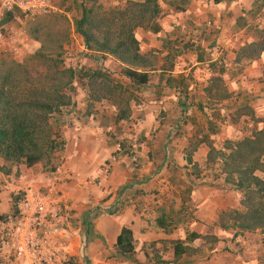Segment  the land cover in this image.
Segmentation results:
<instances>
[{"label": "crops", "instance_id": "crops-1", "mask_svg": "<svg viewBox=\"0 0 264 264\" xmlns=\"http://www.w3.org/2000/svg\"><path fill=\"white\" fill-rule=\"evenodd\" d=\"M81 1L53 0V11L49 15L64 16L69 22L70 33L68 43L63 45L64 50L78 45L76 50L78 49L81 54L98 58L97 55L86 52L81 38L71 29V21L79 18ZM253 1L189 0L183 12L173 11L161 1L169 9V13L175 16L182 15L180 17H184V20H180L179 17V20L173 23L172 16H164L156 20L160 30L155 34L140 28L134 29L139 52L141 54L151 52L156 58L155 70L150 72L147 85L137 87L134 91L137 97L133 95L130 99L129 107L134 117L115 121L117 107L114 109L111 104L94 102L89 105L90 108H84L92 113L88 114L83 122L76 121L72 128H68L70 111L64 110L67 125L59 129L64 148L61 152L52 155L54 163L49 162L48 164H52L50 167H56L55 169L61 167L70 173L78 172L82 175L95 171L113 154L114 140L119 135L115 133L117 127L123 126L127 132L131 123H134V131L138 134V140L142 145L138 150L135 165H132L127 157L120 155L111 163L105 181L99 186L85 188L79 187L72 180L60 179V177L58 178L60 180H56L50 174L54 170L40 169L38 168L40 163L31 167H25L23 164L17 166L18 175L23 177L19 188L31 187L42 191L53 188L61 205L70 208V217L64 222L60 235L74 264H222L215 253L219 246L223 245L222 241L217 242L218 245L206 244L203 252L204 255L208 254L206 258L200 255L201 238L184 242L188 233H195L200 237L211 235L229 237L232 234L229 231L222 233L212 223L216 217V210L231 206L229 197L232 190L227 189L223 184L211 187L210 184L198 183L187 194L188 187L185 184H188V180L192 177L188 168L192 164L196 168V161L204 156L206 158L205 154L208 151L198 146L190 155L191 164H186L185 156L188 153H185V149L190 135L185 130L195 127L197 111L205 112L206 120L212 124L208 113L213 110V106L206 107L204 101L192 103L189 96L191 93L186 91V87L190 85L187 84V80L191 71V77H199L202 82V85L194 84L193 91L200 86L203 92L211 75L208 64L215 63L216 67L218 63H224L225 67L222 66L220 77L226 86V91L235 92L242 97V101L238 104L250 108L255 118L264 119V75H262L264 52L255 60H243L241 65L234 62L238 48L254 40L249 26L254 24L256 28L264 29V8L255 13L250 12ZM98 3L106 7L100 3V0ZM240 16L242 21L241 26H238L235 20ZM247 19H249L248 23ZM26 21L28 20L21 19L18 13H12L0 21V28L14 32L24 30L23 25ZM18 24L20 27L17 26ZM160 38L176 40L180 45L188 42L193 47L198 45L200 48L198 53H201L202 61H196L197 52L187 51L176 58L171 73V75L181 73L187 78L184 87L185 97L177 89L165 87L164 80L159 79L162 57L166 54ZM38 47L37 42L27 37L25 53L35 51ZM99 59L106 68L110 66L116 68L119 75L120 65L114 59L110 56ZM120 78L125 79L122 76ZM183 102L186 108L181 113ZM82 106L77 104L74 110L81 109ZM159 112H162V118L157 119L156 114ZM106 113L109 121L103 124ZM224 116L226 125L222 126L220 135L224 136V139L234 138L238 127L229 122L228 111ZM176 122H180L182 126L177 133L174 130L177 127ZM251 127L252 131L260 129V127ZM244 131L247 129L244 128ZM3 165L0 159V215L11 211V199L16 193L15 188L5 184L6 177L14 175V171L12 169L9 174H4ZM211 169L215 171L214 168ZM189 202L194 205V211L190 216L186 213ZM173 206L177 208L175 211L172 209ZM159 209L171 211L173 216L178 211L181 213V221L168 234H164L155 226L154 220ZM121 228H127L131 232L133 261L115 253L114 244ZM173 241L183 242V245L188 246L192 252L182 254L174 261ZM230 259L231 264L242 262L233 255Z\"/></svg>", "mask_w": 264, "mask_h": 264}, {"label": "trees", "instance_id": "trees-1", "mask_svg": "<svg viewBox=\"0 0 264 264\" xmlns=\"http://www.w3.org/2000/svg\"><path fill=\"white\" fill-rule=\"evenodd\" d=\"M173 11L186 10L189 0H162ZM262 0L252 2V13L261 10ZM82 3H85L84 5ZM79 18L71 21L72 32L77 34L89 54L99 58L110 56L120 65L119 75L127 79L134 87L147 85L150 72L155 70L156 58L151 52L141 54L139 44L134 36V29L140 28L150 33L160 30L156 20L160 14L157 0H123L121 4L103 7L98 0H82ZM252 16V15H251ZM242 17L235 20L241 26ZM69 22L64 16L45 15L29 30V36L39 44V47L24 61H14L0 56V159L3 161L2 171L9 174L13 169L18 176L17 166L23 164L31 167L37 163H49L52 155L61 152L64 141L58 137V130L67 125L65 109L69 97L64 90L73 77L69 68L59 66L60 52L68 42ZM254 40L243 44L235 54L234 62L241 65L243 60L252 61L264 52V29L253 27L249 30ZM166 49L160 65L159 79L164 80V86L177 89L185 97L187 78L181 73L171 75L175 60L187 51L197 52L196 61H202L199 46L159 39ZM210 77L203 89L209 107L214 103L230 98L220 77L222 69H215V63H209ZM264 75V65L262 67ZM86 76V75H84ZM100 78L107 82V77L94 71L88 78ZM106 95L90 93L92 101L105 98ZM198 106V105H197ZM200 108V106H198ZM252 115L250 108L242 106ZM186 105H181V113ZM129 110L118 108L115 121L126 119ZM260 129H254L249 136L237 140H225L222 147L215 151L209 147L204 167L214 168L215 177L221 178L222 184L229 190L242 194L255 193L264 200V121ZM206 131L215 134L216 129L206 120ZM185 156L186 164H191V152ZM192 166L195 165L192 164ZM56 167H51L55 170ZM16 195L12 196L11 208ZM180 211L174 216L171 211L159 209L154 223L164 234L170 233L181 221ZM229 223L217 226L222 231L234 230L241 234L262 228L264 210L247 204L242 211L234 210L229 217ZM206 240L214 244L215 236H202L188 233L184 242L194 239ZM264 241V237L262 238ZM116 255L133 261V239L129 229L121 228L114 244ZM211 250V249H210ZM173 260L182 254H190L192 250L181 241L172 243ZM205 254L202 257H207ZM163 262V261H162Z\"/></svg>", "mask_w": 264, "mask_h": 264}, {"label": "rangeland", "instance_id": "rangeland-1", "mask_svg": "<svg viewBox=\"0 0 264 264\" xmlns=\"http://www.w3.org/2000/svg\"><path fill=\"white\" fill-rule=\"evenodd\" d=\"M162 0H158V5L160 7V14L157 18V20H160L164 16L170 15L173 17V23L177 22L179 20V16H175L172 13H169V9L161 2ZM263 3L258 2V4H261V9L264 8V0H262ZM123 0H100V3L102 5H118L121 4ZM44 17V16H41ZM41 17H35L33 19H30L26 21L23 25V29L25 32V35L30 38L29 36V30L33 27V25L41 18ZM180 20H184V17H180ZM249 19H247V23ZM186 22H190L189 20H185ZM20 27V25H17ZM255 27L254 24L249 26V30L251 28ZM16 28V26H15ZM70 33V32H69ZM69 36V35H68ZM68 43V42H67ZM65 45V44H64ZM78 46V45H77ZM76 45H73L72 49L64 50V47H62V51L60 52V67L61 69H71L73 71V77L70 81V83L67 85V87L64 90V94L69 97V104L66 107L67 111H70V115L68 117V128H72L74 124H76V121L83 122L87 117L88 114H91L92 111H87L84 108H90L89 105L92 103H107L111 104V106L115 109V107L123 108L126 107L129 110L128 118L133 116L132 109L129 107L131 105V98L137 97L135 95V90H137V87L132 86L126 79L120 78L119 75H117L116 68L110 66L109 68H106L103 65V62L99 57L93 58L86 54H81V52H78V49ZM34 51L26 52L21 59V61H24L29 56L32 55ZM78 57V58H77ZM218 63V62H217ZM222 66H224V63H218L215 69H222ZM112 67V68H111ZM115 69V70H114ZM97 71L101 73L103 76L107 77V82H104L100 78H93L90 80L88 76L94 72ZM190 76L187 80V84L193 85L190 87H186V91H189L191 94L190 101L194 104L199 103L200 101L206 102V97L204 94V91L202 92L200 86L196 87V90L194 89V84H200L202 85V82H200V78L191 77V71ZM86 75V76H84ZM206 79H204L205 81ZM223 85L226 89V86L223 82ZM95 92L97 95H106L105 98H100L98 101H92L90 98V93ZM189 98V97H188ZM187 98V99H188ZM239 101H242V97L237 95L235 92L231 93L230 98L223 102H217L214 103L213 110L208 113V116L211 117L212 124L214 125L216 129L215 135H208L206 133V114L203 111H197L196 117H197V123L194 128L185 130L190 136L188 143L186 144L185 153H189L192 146L195 147L194 151L197 150L198 146L201 148L203 147L204 150L208 151V148L211 147L215 151L219 150L223 142L225 140H236L241 139L243 137L248 136L251 131L252 127H262L264 121L263 118H255L253 115H249L244 108L238 104ZM82 104L83 106L81 109L74 110L75 105ZM223 106H227L228 108H224ZM129 107V108H128ZM247 107V106H245ZM215 108V109H214ZM108 111V109H107ZM230 113L229 122L232 124H235L238 129L237 133H235L234 138H227L224 139V136L220 135L222 133V126L226 125L225 121V113ZM131 114V115H130ZM156 118L160 119L162 118V112H159L156 114ZM134 117V116H133ZM131 117V118H133ZM112 118V117H111ZM130 118V119H131ZM109 121L108 113L104 116L103 124H107ZM177 127H175V133L178 132L179 129L182 128L180 125V122H176ZM118 129L115 131V133L118 135V137L114 140V144L117 142L125 141L126 139V130L125 127L119 126ZM124 128V129H123ZM244 128L247 129V131H244ZM233 130V129H232ZM118 131V132H117ZM152 134V132H150ZM62 134L58 137L61 139ZM238 136V137H237ZM113 137V136H112ZM192 153V152H191ZM206 155V154H205ZM204 157H202L199 161H196V168H193L192 166L188 168L189 174L192 176L190 180H188V184H185L188 192L192 189L193 186H195L198 183H201L202 185L210 184L211 187H218L219 185H222L221 178L215 177V172L210 169L203 168L204 166ZM51 163H54V158H51ZM264 159V158H263ZM52 164H45L40 163L38 168L43 169L45 171L49 170ZM198 171V174H197ZM222 193V192H221ZM186 194V192L184 193ZM223 194V193H222ZM231 206L226 208H220L219 210H216V217H214L213 225H219L221 223H229V217L231 216V212L234 210L242 211L243 207L247 204L252 205L254 208H259L262 211L264 210V200L261 196L255 194V193H247L245 197L237 193L235 191L230 192ZM174 211L177 209L175 206L172 208ZM194 211V205L192 202H189L187 205L186 213L190 216L192 212ZM217 227V226H216ZM220 230V229H218ZM222 231V230H220ZM231 232V236L224 237V236H215L217 241L214 243L218 245L217 242L223 243V245L219 246L218 250L215 252L217 259H220L222 261V264H231V255L234 257H238V259L242 262L240 264H264V241H262V238L264 237V224L262 228L255 229L253 231H245L241 234L236 233L234 235V230H227V232ZM225 232V231H224ZM223 233V231H222ZM202 241L200 247L201 248V254L204 255L203 252L205 250L206 244L208 242L206 240L200 239ZM228 242V243H227ZM200 244V242H197V244ZM231 243V244H230Z\"/></svg>", "mask_w": 264, "mask_h": 264}, {"label": "built area", "instance_id": "built-area-1", "mask_svg": "<svg viewBox=\"0 0 264 264\" xmlns=\"http://www.w3.org/2000/svg\"><path fill=\"white\" fill-rule=\"evenodd\" d=\"M52 2L0 0V21L12 13H18L23 20L49 15L53 11ZM26 42L24 30L14 32L0 28L1 57L21 61ZM133 124L128 125L125 141L115 143L113 154L95 171L82 175L57 167L50 173L51 176L56 180H72L85 188L99 186L105 181L111 163L120 155L135 165L142 145ZM22 179L21 175L6 177L5 184L16 189V198L11 211L0 215V264H74L60 235L64 222L70 217V208L61 205L53 188L43 191L31 187L19 188Z\"/></svg>", "mask_w": 264, "mask_h": 264}]
</instances>
